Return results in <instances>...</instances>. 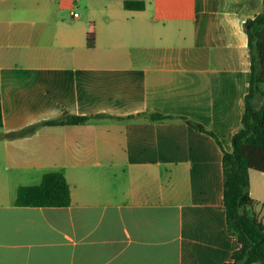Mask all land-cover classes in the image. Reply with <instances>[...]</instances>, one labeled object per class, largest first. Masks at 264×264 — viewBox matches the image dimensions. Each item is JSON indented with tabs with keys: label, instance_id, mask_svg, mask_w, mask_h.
Segmentation results:
<instances>
[{
	"label": "crops",
	"instance_id": "obj_1",
	"mask_svg": "<svg viewBox=\"0 0 264 264\" xmlns=\"http://www.w3.org/2000/svg\"><path fill=\"white\" fill-rule=\"evenodd\" d=\"M125 1L0 0V264H224L238 248L222 158L249 91L245 23L263 0ZM156 113L220 145L186 120L137 116ZM64 114L105 116L6 137ZM51 172L70 206L15 205ZM249 193L264 225V173L250 172Z\"/></svg>",
	"mask_w": 264,
	"mask_h": 264
},
{
	"label": "trees",
	"instance_id": "obj_2",
	"mask_svg": "<svg viewBox=\"0 0 264 264\" xmlns=\"http://www.w3.org/2000/svg\"><path fill=\"white\" fill-rule=\"evenodd\" d=\"M124 8L130 11L145 9L143 1L128 0ZM250 56L249 91L244 98L240 129L232 137V149H223L224 206L228 233L238 242L229 262L224 264H264V225L253 210L254 200L249 193L250 172L264 173V0L263 10L253 19L246 21ZM95 45L93 33L87 36L88 48ZM105 115L61 117L31 125L6 134L7 138L29 136L44 125L84 124L91 118ZM151 122H163L182 117L163 114H139ZM137 116H130L135 119ZM186 122L197 131L216 136L203 126ZM3 126V111L0 103V127ZM15 205L20 207H68L71 205V190L62 173L51 172L42 177L40 184L21 186L17 191Z\"/></svg>",
	"mask_w": 264,
	"mask_h": 264
}]
</instances>
